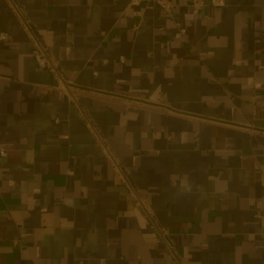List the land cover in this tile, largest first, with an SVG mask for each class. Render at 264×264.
<instances>
[{
  "label": "crops",
  "instance_id": "obj_1",
  "mask_svg": "<svg viewBox=\"0 0 264 264\" xmlns=\"http://www.w3.org/2000/svg\"><path fill=\"white\" fill-rule=\"evenodd\" d=\"M210 1L0 0V264H264V0Z\"/></svg>",
  "mask_w": 264,
  "mask_h": 264
},
{
  "label": "built area",
  "instance_id": "obj_2",
  "mask_svg": "<svg viewBox=\"0 0 264 264\" xmlns=\"http://www.w3.org/2000/svg\"><path fill=\"white\" fill-rule=\"evenodd\" d=\"M149 4V3H155L158 6L164 8V9H170L173 6L172 0H130V4L132 6H138L140 4ZM209 5L212 8H220L224 5V2L222 0H211L209 2ZM205 4L200 1H195L192 3L193 13L197 14L199 9H201ZM15 11L19 12V9L14 6ZM184 34V30L181 27H178V32L176 33V37H182ZM33 42H34V53H33V59L38 65V67L42 69H46L50 73L54 74L55 77L58 78L59 83L62 87V91L67 96L69 101H73L75 97L69 92V88H67V82L63 79V77L56 71L55 66L52 63V60L50 59L46 49L42 46V44L38 41V39L33 36ZM7 34L5 32L0 33V41L6 40ZM70 93V94H69ZM5 150L0 147V158L5 157Z\"/></svg>",
  "mask_w": 264,
  "mask_h": 264
}]
</instances>
